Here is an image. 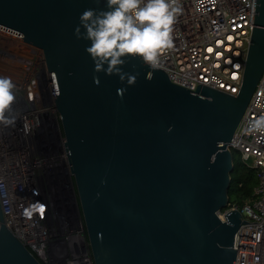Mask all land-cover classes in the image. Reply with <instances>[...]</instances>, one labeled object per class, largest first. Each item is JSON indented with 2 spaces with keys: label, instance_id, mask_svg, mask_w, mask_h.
<instances>
[{
  "label": "water",
  "instance_id": "water-1",
  "mask_svg": "<svg viewBox=\"0 0 264 264\" xmlns=\"http://www.w3.org/2000/svg\"><path fill=\"white\" fill-rule=\"evenodd\" d=\"M88 9L107 11L106 0H0V31L44 53L95 264H236L235 236L249 223L240 210L218 214L229 205V144L264 73V0L236 96L184 89L139 58L121 69L134 86L95 73L90 42L74 34ZM0 264H41L1 211Z\"/></svg>",
  "mask_w": 264,
  "mask_h": 264
},
{
  "label": "built area",
  "instance_id": "built-area-1",
  "mask_svg": "<svg viewBox=\"0 0 264 264\" xmlns=\"http://www.w3.org/2000/svg\"><path fill=\"white\" fill-rule=\"evenodd\" d=\"M258 0H179L173 48L160 57L169 80L236 96L254 30ZM0 31V77L16 85V102L0 123V211L14 236L41 264H95L80 206L66 170L56 92L41 49ZM264 115V73L229 144L256 170L253 198L240 210L236 264H264V133L250 122ZM257 223V224H254Z\"/></svg>",
  "mask_w": 264,
  "mask_h": 264
},
{
  "label": "clouds",
  "instance_id": "clouds-1",
  "mask_svg": "<svg viewBox=\"0 0 264 264\" xmlns=\"http://www.w3.org/2000/svg\"><path fill=\"white\" fill-rule=\"evenodd\" d=\"M106 6L107 11L85 10L74 34L90 42L85 50L95 73L119 76L122 84L131 87L135 77L126 79L121 71L128 58H139L156 70L161 55L173 48V26L181 11L179 0H106ZM94 80L99 83L98 78ZM15 90L10 78L0 77V123L9 119L7 114L16 102ZM118 95L122 98L123 91L118 90ZM249 131L264 133V115L250 122Z\"/></svg>",
  "mask_w": 264,
  "mask_h": 264
},
{
  "label": "trees",
  "instance_id": "trees-1",
  "mask_svg": "<svg viewBox=\"0 0 264 264\" xmlns=\"http://www.w3.org/2000/svg\"><path fill=\"white\" fill-rule=\"evenodd\" d=\"M234 156V170L231 174L229 203L242 208L253 198V190L257 184L256 170L247 167L237 153Z\"/></svg>",
  "mask_w": 264,
  "mask_h": 264
},
{
  "label": "flooded vegetation",
  "instance_id": "flooded-vegetation-1",
  "mask_svg": "<svg viewBox=\"0 0 264 264\" xmlns=\"http://www.w3.org/2000/svg\"><path fill=\"white\" fill-rule=\"evenodd\" d=\"M60 135H61V138L64 139V131L61 125H60Z\"/></svg>",
  "mask_w": 264,
  "mask_h": 264
}]
</instances>
